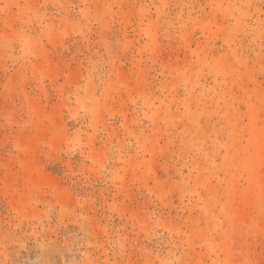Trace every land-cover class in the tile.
Listing matches in <instances>:
<instances>
[{"label":"rangeland","instance_id":"374dc122","mask_svg":"<svg viewBox=\"0 0 264 264\" xmlns=\"http://www.w3.org/2000/svg\"><path fill=\"white\" fill-rule=\"evenodd\" d=\"M262 114L264 0H0V264H264Z\"/></svg>","mask_w":264,"mask_h":264},{"label":"bare ground","instance_id":"6f19581e","mask_svg":"<svg viewBox=\"0 0 264 264\" xmlns=\"http://www.w3.org/2000/svg\"><path fill=\"white\" fill-rule=\"evenodd\" d=\"M254 127V136L252 140L247 143V148L250 149L252 153L242 162V166L251 174L252 178H256L258 169L264 167V114L256 119V125ZM251 195L252 198H255L258 193L253 192ZM232 215H238L240 218L243 217V215L238 212H233Z\"/></svg>","mask_w":264,"mask_h":264}]
</instances>
